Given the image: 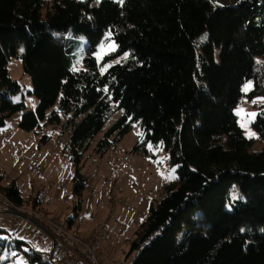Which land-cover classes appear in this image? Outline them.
Masks as SVG:
<instances>
[{"label":"trees","instance_id":"trees-1","mask_svg":"<svg viewBox=\"0 0 264 264\" xmlns=\"http://www.w3.org/2000/svg\"><path fill=\"white\" fill-rule=\"evenodd\" d=\"M106 44L114 51L99 60ZM13 58L31 78L33 111L13 101L21 91L8 71ZM263 82L264 0H0V128L23 112V131L70 129L77 196L87 184L83 155L117 114L95 146L99 156L137 125L143 138L132 153L161 146L176 167L130 243L132 264H264V147L235 114L243 99L264 97ZM253 126L264 143V112ZM3 180L0 194L22 208L16 182ZM28 256L55 264L39 250Z\"/></svg>","mask_w":264,"mask_h":264},{"label":"rangeland","instance_id":"rangeland-1","mask_svg":"<svg viewBox=\"0 0 264 264\" xmlns=\"http://www.w3.org/2000/svg\"><path fill=\"white\" fill-rule=\"evenodd\" d=\"M237 1L215 0L218 5ZM113 51L112 44L103 45L99 51V60ZM73 63L75 71L83 68L82 50L73 56ZM8 71L11 79L21 86L20 93L13 101H23L28 111L35 110L38 99L29 94L33 90L32 81L25 74L21 59L13 58ZM249 84L248 91H244ZM246 85L242 91L249 94L255 84L252 82ZM54 107L48 116L58 110V105ZM262 112V95L252 101L243 99L235 109L239 126L248 139L257 141V149L264 147V143L258 139L253 124ZM253 113L254 116L248 115ZM22 115L23 112L15 114L5 128H0V175L4 176L2 185L16 182L27 200L22 208H13L0 194V228L5 230V234H0V264H30V256L26 257V253L32 250L43 252L55 263V254L51 255V241L54 239L57 243V239L51 226H47L43 219L49 223H60L68 231L84 238L98 235L102 239L99 259L105 264H132L134 255H128L131 241L140 225L148 218L151 207H156L163 198L165 185L174 182L177 177L176 167L169 165L166 151L161 146L149 144L151 147L147 145V153H132L143 138L139 126L134 125L114 148L106 155L99 156L95 146L120 116L115 115L83 155L80 167L86 176L87 188L84 187L81 195L77 196L73 183L75 167L70 152H65L71 130L63 124L42 123L39 129L26 132L19 128ZM44 136L47 137L46 143L42 141ZM32 166H37L42 175L31 171ZM76 204H81L78 212L75 211ZM8 209L18 216L7 214ZM38 226L48 233L41 231ZM40 235H43V243L39 240ZM23 239L29 243L21 246L22 251L16 242Z\"/></svg>","mask_w":264,"mask_h":264},{"label":"built area","instance_id":"built-area-1","mask_svg":"<svg viewBox=\"0 0 264 264\" xmlns=\"http://www.w3.org/2000/svg\"><path fill=\"white\" fill-rule=\"evenodd\" d=\"M30 170L39 176L42 175L36 166H32ZM84 187L87 188V185ZM43 220L47 226H51L57 239L54 253L55 264H105L99 259V255L102 254V239L98 235L84 238L68 231L60 223L52 221L49 223L46 219ZM39 240L43 243V235L39 236Z\"/></svg>","mask_w":264,"mask_h":264},{"label":"water","instance_id":"water-1","mask_svg":"<svg viewBox=\"0 0 264 264\" xmlns=\"http://www.w3.org/2000/svg\"><path fill=\"white\" fill-rule=\"evenodd\" d=\"M7 214H11V215H13V216H18L16 213H13V212H6ZM39 227V226H38ZM40 228V230L41 231H44V232H46V233H48L45 229H43V228H41V227H39ZM49 236H51L50 234H49ZM52 242H53V247H52V251H51V255L53 256V254H54V252H55V247H56V244H55V241H54V239H52Z\"/></svg>","mask_w":264,"mask_h":264},{"label":"snow or ice","instance_id":"snow-or-ice-1","mask_svg":"<svg viewBox=\"0 0 264 264\" xmlns=\"http://www.w3.org/2000/svg\"><path fill=\"white\" fill-rule=\"evenodd\" d=\"M121 2H122V0H121ZM249 87H250V84L249 85H246L245 88H244V91H248ZM248 115L249 116H254L255 114L253 113V114H248ZM149 147H151V146L149 145Z\"/></svg>","mask_w":264,"mask_h":264},{"label":"crops","instance_id":"crops-1","mask_svg":"<svg viewBox=\"0 0 264 264\" xmlns=\"http://www.w3.org/2000/svg\"><path fill=\"white\" fill-rule=\"evenodd\" d=\"M22 163H23V161H22ZM37 167V166H36ZM22 193V192H21ZM23 194V193H22ZM4 204H5V202H4V200H1ZM6 201V200H5ZM8 204H10L8 201H6ZM6 206H7V204H5ZM11 205V204H10ZM3 211V210H2ZM6 212H8V211H6ZM9 212H12V211H9ZM14 213V212H13ZM17 214V213H16ZM18 215V214H17ZM50 241H51V239H50ZM51 244H52V241H51Z\"/></svg>","mask_w":264,"mask_h":264}]
</instances>
